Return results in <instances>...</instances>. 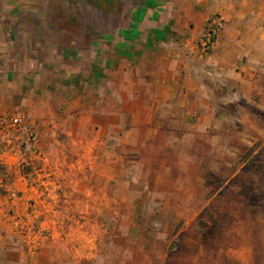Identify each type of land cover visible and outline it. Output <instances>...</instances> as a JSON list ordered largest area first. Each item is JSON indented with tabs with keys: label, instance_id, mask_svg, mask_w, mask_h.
I'll return each instance as SVG.
<instances>
[{
	"label": "rangeland",
	"instance_id": "obj_1",
	"mask_svg": "<svg viewBox=\"0 0 264 264\" xmlns=\"http://www.w3.org/2000/svg\"><path fill=\"white\" fill-rule=\"evenodd\" d=\"M150 2L193 0H0V49L23 70L34 60L47 87L40 120L5 112L24 115L26 132L0 147L38 192L9 210L10 227L0 214V264H264V81L233 97L204 80L218 115L188 137L125 135L130 119L107 117L123 107L125 57L136 70L113 46ZM85 83L99 85V119L81 116Z\"/></svg>",
	"mask_w": 264,
	"mask_h": 264
},
{
	"label": "crops",
	"instance_id": "obj_2",
	"mask_svg": "<svg viewBox=\"0 0 264 264\" xmlns=\"http://www.w3.org/2000/svg\"><path fill=\"white\" fill-rule=\"evenodd\" d=\"M148 4L154 9L136 15L133 28L113 46L116 51L115 47L121 45L130 60H136L133 70L132 66L128 69L124 58L125 72L131 79L122 85L126 93L123 107L113 108L107 115L116 118L118 111L130 119L125 135H172L181 126L183 135H194L196 121L206 127L218 115L213 112L212 89L204 80L223 81L231 87L233 97L248 95L264 81V0L169 2L173 10L162 2ZM213 15L222 19L223 26L213 48L203 56L198 42ZM4 51L0 49V113L19 109L26 111L32 121L40 120L35 110L46 103L37 91L44 93L47 88L46 83L37 82L42 72L36 70L34 60L23 70L16 56ZM108 75V94H115L117 84ZM87 86L85 83L80 87L82 99L77 103L90 105V109H83L81 116L85 118V112L92 120L99 119V85L92 86L91 94L85 93ZM19 157L16 150L0 147V187L5 191L0 194V214L9 227L13 222L9 210L12 214L24 213L28 200L36 199L38 192L19 170Z\"/></svg>",
	"mask_w": 264,
	"mask_h": 264
},
{
	"label": "built area",
	"instance_id": "obj_3",
	"mask_svg": "<svg viewBox=\"0 0 264 264\" xmlns=\"http://www.w3.org/2000/svg\"><path fill=\"white\" fill-rule=\"evenodd\" d=\"M223 26L222 19L218 15L210 17L205 25L204 32L201 36L199 46L203 53H208L214 46L216 36ZM26 119L20 113H1L0 114V145L9 147L11 145L10 136L14 133L26 132ZM0 158V169H1Z\"/></svg>",
	"mask_w": 264,
	"mask_h": 264
}]
</instances>
